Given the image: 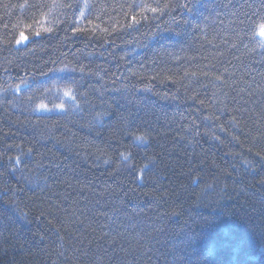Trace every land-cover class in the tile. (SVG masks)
Listing matches in <instances>:
<instances>
[{"label": "trees", "instance_id": "obj_1", "mask_svg": "<svg viewBox=\"0 0 264 264\" xmlns=\"http://www.w3.org/2000/svg\"><path fill=\"white\" fill-rule=\"evenodd\" d=\"M261 24L264 0H0V264H264Z\"/></svg>", "mask_w": 264, "mask_h": 264}, {"label": "snow or ice", "instance_id": "obj_2", "mask_svg": "<svg viewBox=\"0 0 264 264\" xmlns=\"http://www.w3.org/2000/svg\"><path fill=\"white\" fill-rule=\"evenodd\" d=\"M82 15H83V13H82ZM133 19H135V18H133ZM45 31H50V29H45ZM74 31H75V29H74ZM259 32H260V35L264 36V24H261V25L259 26ZM38 34H39V33H37V35H38ZM21 37L24 38V37H23V33H21ZM17 43H19V41H17ZM40 108H41V109H45L46 106H45V105H40ZM137 139H138V140H142L143 137H138ZM124 159H128V157L125 156Z\"/></svg>", "mask_w": 264, "mask_h": 264}]
</instances>
